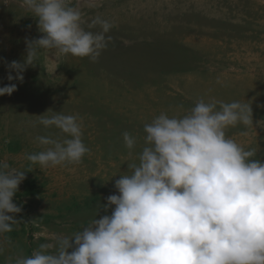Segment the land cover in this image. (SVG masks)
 <instances>
[{"label":"rangeland","instance_id":"1","mask_svg":"<svg viewBox=\"0 0 264 264\" xmlns=\"http://www.w3.org/2000/svg\"><path fill=\"white\" fill-rule=\"evenodd\" d=\"M88 28L97 16L112 27L107 47L90 57L39 50L17 90L0 96V161L25 171L12 231L0 234V264L55 245L95 217L98 202L139 163L144 126L160 114L182 117L200 100L249 104L253 123L226 135L264 160V0H69ZM34 13L22 0H0V87L7 64L22 61L26 39H38ZM15 75V72L12 73ZM53 111L74 115L89 149L81 162L41 167L26 159L45 149L37 137L63 140L39 123ZM136 137L128 149L123 133ZM101 208L100 215H104ZM99 218V217H98ZM55 251V248L52 249Z\"/></svg>","mask_w":264,"mask_h":264},{"label":"clouds","instance_id":"2","mask_svg":"<svg viewBox=\"0 0 264 264\" xmlns=\"http://www.w3.org/2000/svg\"><path fill=\"white\" fill-rule=\"evenodd\" d=\"M22 6L34 13L43 35L26 39L23 60L7 64L10 83L0 96L17 90L11 82L23 81L39 50L95 61L111 39L109 21L97 16L88 28L100 31L86 30L69 0H22ZM40 116V124L66 138L37 137L47 147L26 159L42 168L81 162L89 149L77 117ZM238 123H253L251 105L200 100L182 117L160 114L144 126L139 163L115 180L116 194L98 202L89 224L57 235L55 245L40 244L15 264H264V160L226 135ZM123 140L128 149L137 143L127 131ZM25 171L0 161V234L12 231L22 211L14 197Z\"/></svg>","mask_w":264,"mask_h":264}]
</instances>
